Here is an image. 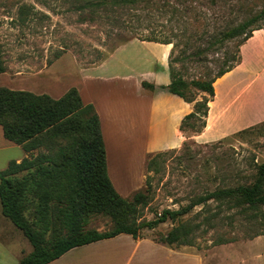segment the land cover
<instances>
[{
	"label": "trees",
	"instance_id": "16d2710c",
	"mask_svg": "<svg viewBox=\"0 0 264 264\" xmlns=\"http://www.w3.org/2000/svg\"><path fill=\"white\" fill-rule=\"evenodd\" d=\"M78 1L75 9L83 13L82 19L126 30V35L117 34L112 50L133 38L172 44L170 82L163 87L193 103V110L181 120L182 131L194 127L193 120L200 121L196 132L203 129L214 96L213 83L240 62V46L253 31L264 28L260 24L264 6L257 10L250 6L245 18L225 29V0ZM232 41L235 49L229 54L225 43ZM175 63H180L181 69H176ZM189 68L194 72L186 79ZM5 70L0 45V73ZM142 86L154 88L145 81ZM0 126L5 138L26 153L19 162L10 160L0 170L1 214L31 246L17 264H47L74 247L120 233L137 239L141 229H154L168 219L175 221L208 201L230 208H264L261 162L250 182L208 191L186 206L163 209L154 219L136 222L138 207L145 205L147 196L139 189L126 198L115 190L107 173L99 116L93 105L83 103L76 87L59 98L0 87ZM154 156L147 159V167L154 163ZM95 215L110 217L112 227L86 228ZM191 231L180 223L157 241L168 246L192 245Z\"/></svg>",
	"mask_w": 264,
	"mask_h": 264
},
{
	"label": "rangeland",
	"instance_id": "374dc122",
	"mask_svg": "<svg viewBox=\"0 0 264 264\" xmlns=\"http://www.w3.org/2000/svg\"><path fill=\"white\" fill-rule=\"evenodd\" d=\"M78 4V0H0V45L6 65L0 75V87L59 98L70 87L79 86L81 67L104 61L107 74L140 70L144 56L140 43L129 40L112 50L117 34L126 35V30L103 21L82 19L83 13L75 9ZM250 6L257 10L264 6V0H225V29L245 18ZM234 43L226 42L225 52L234 51ZM174 66L181 69L180 63ZM188 72L186 79L194 71L189 68ZM142 119L136 128L138 136L145 126L144 114ZM192 122L194 127L184 129L186 136L199 127V120ZM251 126L239 135L230 134L207 143L186 139L178 148L151 155L154 163L150 167L146 163L145 183L140 189L147 196L146 203L138 207L136 222L154 219L163 209L186 206L208 191L252 181L255 166L264 162V121ZM140 155L139 149L133 152L129 162L132 171L142 167L143 164L138 166L143 161ZM134 191L121 195L130 198ZM0 216L4 223L1 226H9L16 236L10 241L2 239L5 248L10 249L11 245L12 254L15 243L13 248L18 252L30 250L21 231L1 211ZM180 223L191 227L192 245L168 246L157 241ZM110 227V217L103 215L91 216L86 224V228L98 230ZM139 235L144 238L139 248L119 259L121 264L127 259V264H197L199 257L203 264H264L263 207L230 208L225 203L208 201L175 221L168 219L154 229L143 228ZM3 251L0 245V264L17 263L18 256L10 262Z\"/></svg>",
	"mask_w": 264,
	"mask_h": 264
},
{
	"label": "crops",
	"instance_id": "0c3cea01",
	"mask_svg": "<svg viewBox=\"0 0 264 264\" xmlns=\"http://www.w3.org/2000/svg\"><path fill=\"white\" fill-rule=\"evenodd\" d=\"M132 40L139 42L144 50L140 70L107 74L103 70L106 67L103 61L79 68L80 84L76 86L83 103L93 105L99 116L107 173L120 195L142 188L147 159L154 153L178 148L186 139L198 143L214 141L264 121V28L253 31L240 46V62L215 80L214 96L208 103L205 126L190 136L180 130V123L193 110V103L184 101L163 87L170 82L168 57L171 44ZM143 81L153 84L154 90L144 88ZM143 114L145 126L138 136L136 128ZM136 149L141 151L143 160L138 166L143 165L132 171L133 165L129 162ZM25 156L20 145L5 138L0 126V170L10 160L19 162ZM3 224L0 216V241L3 238L8 241L15 239L12 229L1 226ZM143 239L120 233L74 247L47 264H121L119 259L124 258L127 252L130 255L136 251ZM0 245L10 262L31 250L30 246V250L18 252L13 248L14 243L11 254V245L10 249L5 248L7 245L3 240ZM127 260L123 264H127ZM197 264H203L200 257Z\"/></svg>",
	"mask_w": 264,
	"mask_h": 264
}]
</instances>
